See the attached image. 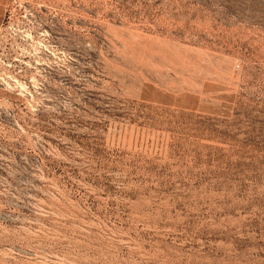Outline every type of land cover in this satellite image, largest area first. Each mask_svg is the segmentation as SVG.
<instances>
[{
  "label": "rangeland",
  "instance_id": "1",
  "mask_svg": "<svg viewBox=\"0 0 264 264\" xmlns=\"http://www.w3.org/2000/svg\"><path fill=\"white\" fill-rule=\"evenodd\" d=\"M0 264H264V0H0Z\"/></svg>",
  "mask_w": 264,
  "mask_h": 264
},
{
  "label": "built area",
  "instance_id": "2",
  "mask_svg": "<svg viewBox=\"0 0 264 264\" xmlns=\"http://www.w3.org/2000/svg\"><path fill=\"white\" fill-rule=\"evenodd\" d=\"M12 3H18L19 4V0H10Z\"/></svg>",
  "mask_w": 264,
  "mask_h": 264
}]
</instances>
